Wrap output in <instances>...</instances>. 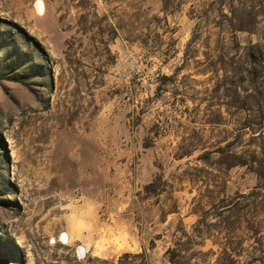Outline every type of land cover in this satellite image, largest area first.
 <instances>
[{"label":"rangeland","instance_id":"obj_1","mask_svg":"<svg viewBox=\"0 0 264 264\" xmlns=\"http://www.w3.org/2000/svg\"><path fill=\"white\" fill-rule=\"evenodd\" d=\"M0 264H264V0H0Z\"/></svg>","mask_w":264,"mask_h":264},{"label":"bare ground","instance_id":"obj_2","mask_svg":"<svg viewBox=\"0 0 264 264\" xmlns=\"http://www.w3.org/2000/svg\"><path fill=\"white\" fill-rule=\"evenodd\" d=\"M38 6H39L40 10H43V3L41 1L38 3ZM62 237L67 238V234H63Z\"/></svg>","mask_w":264,"mask_h":264},{"label":"trees","instance_id":"obj_3","mask_svg":"<svg viewBox=\"0 0 264 264\" xmlns=\"http://www.w3.org/2000/svg\"><path fill=\"white\" fill-rule=\"evenodd\" d=\"M254 86H257V84H254Z\"/></svg>","mask_w":264,"mask_h":264}]
</instances>
